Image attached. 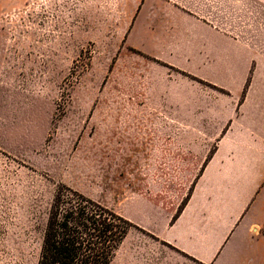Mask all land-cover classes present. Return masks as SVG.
Wrapping results in <instances>:
<instances>
[{
    "label": "rangeland",
    "instance_id": "374dc122",
    "mask_svg": "<svg viewBox=\"0 0 264 264\" xmlns=\"http://www.w3.org/2000/svg\"><path fill=\"white\" fill-rule=\"evenodd\" d=\"M185 4L0 0V264H38L56 188L100 201L139 228L112 264H199L160 234L215 148L189 145L185 134L199 127L190 123L215 114L168 106L189 84L228 92L179 66L187 47L167 15ZM232 12L262 62L264 0H238ZM220 115L217 125L228 117Z\"/></svg>",
    "mask_w": 264,
    "mask_h": 264
},
{
    "label": "crops",
    "instance_id": "0c3cea01",
    "mask_svg": "<svg viewBox=\"0 0 264 264\" xmlns=\"http://www.w3.org/2000/svg\"><path fill=\"white\" fill-rule=\"evenodd\" d=\"M233 5L237 12L238 0H188L185 11L175 8L167 15L187 47L181 69L228 92L189 84L181 103L168 106L215 114L190 123L198 133L185 134L188 144L215 148L181 213L160 234L199 264H264V107L258 104L259 98L264 103V59L237 34ZM244 94L246 107L239 109ZM223 113L228 117L217 125ZM209 119L215 123L206 124Z\"/></svg>",
    "mask_w": 264,
    "mask_h": 264
},
{
    "label": "trees",
    "instance_id": "16d2710c",
    "mask_svg": "<svg viewBox=\"0 0 264 264\" xmlns=\"http://www.w3.org/2000/svg\"><path fill=\"white\" fill-rule=\"evenodd\" d=\"M138 229L102 202L72 188H56L38 264H112L130 232Z\"/></svg>",
    "mask_w": 264,
    "mask_h": 264
}]
</instances>
